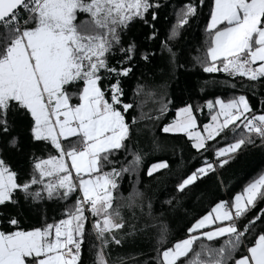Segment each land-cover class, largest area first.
<instances>
[{
  "label": "snow or ice",
  "instance_id": "obj_1",
  "mask_svg": "<svg viewBox=\"0 0 264 264\" xmlns=\"http://www.w3.org/2000/svg\"><path fill=\"white\" fill-rule=\"evenodd\" d=\"M169 3L0 0V264H86V245L92 264H264V175L227 200L205 183L223 185L226 165L264 149V0H181L166 13ZM199 73L210 77L200 92L234 94L183 103L164 123L173 89ZM156 131L199 161L170 187L167 160L145 164ZM205 199L204 214L188 207ZM24 210L41 226L22 227Z\"/></svg>",
  "mask_w": 264,
  "mask_h": 264
},
{
  "label": "trees",
  "instance_id": "obj_2",
  "mask_svg": "<svg viewBox=\"0 0 264 264\" xmlns=\"http://www.w3.org/2000/svg\"><path fill=\"white\" fill-rule=\"evenodd\" d=\"M181 0H170L169 8L165 9L166 13H170L172 7H178ZM207 16V8L204 10V16L197 22L200 26L193 28V30L189 33V38L192 41V46L199 48L200 42H202L206 37L203 32V23L204 19ZM203 56V52L199 53ZM195 55V53H193ZM195 71V70H193ZM225 77L223 74H219L216 76V79L223 80ZM204 79H210L207 74L199 73L198 75H193L188 77L187 81H182V85L180 89H173L172 97L175 103L170 106V110L166 113V118L164 119V123H169L173 119L176 118V109L178 107L183 106V103L191 102L194 104H203V101L206 99L213 98L214 95H223L224 97H228L233 95V90L228 87H216L211 88L209 87L207 91L200 92L198 85ZM237 84L236 94H240L244 91V89L240 86V78H236L234 81ZM251 96V93H248ZM145 111L154 109L156 107L155 103L153 102V98L145 97ZM253 105L258 107V98H253L252 101ZM199 117V123L207 122L210 119L208 110L204 108L203 114L197 113ZM159 137V144L161 148L159 151L152 152L149 156L145 158V164H150L157 160H167L170 167L171 172H166L162 170V173L159 174L161 179L167 178V183L169 187L174 180L172 177L178 175L181 171L187 170L199 164V161L192 163V155L194 150H190L189 148H185L183 151V159L181 158V153L177 151L173 154L171 150V146L176 143H183V141H177L173 139L170 135L162 134L159 131L155 133ZM186 139V138H185ZM151 139L149 138L147 141V148L146 150L151 149ZM11 162L14 166H24L25 162L22 157L19 156H11ZM264 171V149L260 148H250L247 149L243 154L239 156L234 162L226 165L223 170L220 171V175L223 178V185H217L215 182V178L212 180H208L205 183L209 185L214 192H216L217 196L223 198L225 200L229 199V197L234 196L235 194L240 193L245 185L254 178L258 173ZM141 178L145 184L151 182V178H148L141 172ZM128 187L127 181L125 182V188ZM264 206V205H261ZM188 207L191 209L195 207V210L198 211L200 214H204L206 211L210 210V204L207 199L200 201L199 203H190ZM49 217L52 216V212L49 209L48 213ZM191 219V217H188ZM43 223L42 216L24 210L23 212V222L22 227L25 229L34 227V226H41ZM187 220L184 217L178 218L174 223L170 225L171 227V236L170 238L180 239L183 238L185 235V224ZM90 226V225H89ZM148 251V249H144ZM119 253V250L113 246L112 249V256L115 257ZM84 259L86 264H92L93 253L89 245L85 246L84 250Z\"/></svg>",
  "mask_w": 264,
  "mask_h": 264
},
{
  "label": "crops",
  "instance_id": "obj_3",
  "mask_svg": "<svg viewBox=\"0 0 264 264\" xmlns=\"http://www.w3.org/2000/svg\"><path fill=\"white\" fill-rule=\"evenodd\" d=\"M260 175H264V171H262L261 173H258L254 178H252L251 180H249L248 183L252 182L253 180H256L259 178ZM247 183V184H248ZM247 184L245 185V187L247 186ZM243 191V190H242ZM242 191L240 193H242Z\"/></svg>",
  "mask_w": 264,
  "mask_h": 264
}]
</instances>
